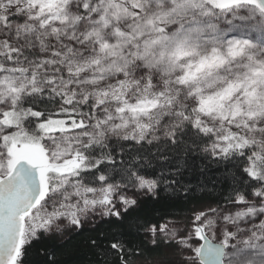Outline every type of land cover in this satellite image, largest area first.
Masks as SVG:
<instances>
[{"label":"snow or ice","instance_id":"6c2138e0","mask_svg":"<svg viewBox=\"0 0 264 264\" xmlns=\"http://www.w3.org/2000/svg\"><path fill=\"white\" fill-rule=\"evenodd\" d=\"M0 264H264V0H0Z\"/></svg>","mask_w":264,"mask_h":264}]
</instances>
